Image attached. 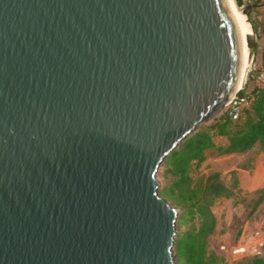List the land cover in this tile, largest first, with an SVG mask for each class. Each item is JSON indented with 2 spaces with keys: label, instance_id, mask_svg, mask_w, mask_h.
<instances>
[{
  "label": "water",
  "instance_id": "water-1",
  "mask_svg": "<svg viewBox=\"0 0 264 264\" xmlns=\"http://www.w3.org/2000/svg\"><path fill=\"white\" fill-rule=\"evenodd\" d=\"M243 46L228 0H0V264H176L157 172Z\"/></svg>",
  "mask_w": 264,
  "mask_h": 264
},
{
  "label": "trees",
  "instance_id": "trees-1",
  "mask_svg": "<svg viewBox=\"0 0 264 264\" xmlns=\"http://www.w3.org/2000/svg\"><path fill=\"white\" fill-rule=\"evenodd\" d=\"M261 0H236L239 5L245 3L258 4ZM254 27L258 31V20L253 19ZM255 72L248 76L246 88L256 93L254 103L245 109V116L238 120L233 119L228 110L214 122L202 125L192 135L186 138L174 151L165 163L167 171L171 172L173 179L170 185H163L160 194L165 196L171 204L185 206L180 214L179 223L184 220L186 211L198 213L201 217L200 226L186 232L176 240L177 264H209V259H216L207 254V236L215 228V216L211 204L215 197L229 194L231 190L221 180L219 173L209 174L205 179L194 183L192 171L198 166L206 155V150L216 146L215 134L226 135L227 144L217 146L219 153L242 152L258 146L264 150V90L256 84ZM253 264H264V258L255 255L251 258ZM244 264V263H238Z\"/></svg>",
  "mask_w": 264,
  "mask_h": 264
},
{
  "label": "rangeland",
  "instance_id": "rangeland-1",
  "mask_svg": "<svg viewBox=\"0 0 264 264\" xmlns=\"http://www.w3.org/2000/svg\"><path fill=\"white\" fill-rule=\"evenodd\" d=\"M245 5L247 3L239 5L234 0V6L237 7V12L240 13L243 21L241 12ZM257 35L259 48L263 49L264 39L258 32ZM254 61L260 64L262 59L257 58L255 60L254 57L252 62ZM226 105L213 119L203 125L218 119L226 109ZM244 114L245 112L243 116H245ZM214 140L216 146L206 150L204 160L198 166H194L192 171L194 183L199 182L200 178L205 179L209 174L219 173L221 180L231 190L229 194H221L215 197L211 204L215 216V228L207 236V254L209 257L213 255L218 257L209 259V264H238L239 262L253 264L249 260L254 256L238 259L233 256L232 248L242 238L255 236L257 231H260L261 239L264 241V150L255 146L242 152L219 153L217 146L227 144L228 138L226 135L215 134ZM165 162L157 172V177L161 183L160 188L163 185H170L174 178L172 173L167 171L168 164ZM172 205L180 208L173 247L177 264L175 256L177 238L184 236L188 231L197 229L201 224V217L198 213L186 211L183 222L179 223L180 214L185 206L175 204V202ZM261 256L264 258V246Z\"/></svg>",
  "mask_w": 264,
  "mask_h": 264
},
{
  "label": "built area",
  "instance_id": "built-area-1",
  "mask_svg": "<svg viewBox=\"0 0 264 264\" xmlns=\"http://www.w3.org/2000/svg\"><path fill=\"white\" fill-rule=\"evenodd\" d=\"M251 71L255 72L254 77L256 84L262 87L264 90V58L260 64H257V61L250 63L244 84L232 96L231 100L226 105V110H228L229 115L235 120L241 118L245 109L250 107L256 99V93L250 91L249 89L241 92L242 89L246 88L248 76ZM263 246L264 241L261 239L260 231H257L255 236L244 237L236 245H234L232 248V253L233 256L238 259H243L246 256H261Z\"/></svg>",
  "mask_w": 264,
  "mask_h": 264
},
{
  "label": "bare ground",
  "instance_id": "bare-ground-1",
  "mask_svg": "<svg viewBox=\"0 0 264 264\" xmlns=\"http://www.w3.org/2000/svg\"><path fill=\"white\" fill-rule=\"evenodd\" d=\"M228 1L230 3V6L235 11L237 22L239 24V28H240L242 38H243L244 54H243L242 67H241V71H240L239 84H238V86L241 87L244 83L246 73L248 71V67L251 63V58H250L248 50H247L246 39H247V37H249L250 34L253 33V28H252L251 22L247 18V15L243 11L241 13H242V16L244 18V21L241 19L242 17L240 16V13L237 12L238 11L237 7L234 6V0H228Z\"/></svg>",
  "mask_w": 264,
  "mask_h": 264
},
{
  "label": "crops",
  "instance_id": "crops-1",
  "mask_svg": "<svg viewBox=\"0 0 264 264\" xmlns=\"http://www.w3.org/2000/svg\"><path fill=\"white\" fill-rule=\"evenodd\" d=\"M253 4V3H247ZM254 6L251 9V17L252 20L256 19L259 22L258 26V34L264 39V0H261L258 4H253ZM257 58L263 59L264 58V48L260 49L259 45L257 44V50L255 54V60Z\"/></svg>",
  "mask_w": 264,
  "mask_h": 264
}]
</instances>
